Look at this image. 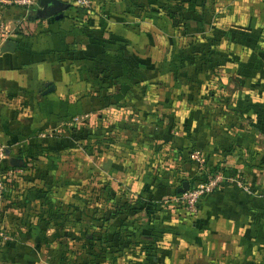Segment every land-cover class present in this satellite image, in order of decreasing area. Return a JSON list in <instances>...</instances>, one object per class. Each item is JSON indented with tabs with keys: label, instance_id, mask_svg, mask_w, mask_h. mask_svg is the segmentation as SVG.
Listing matches in <instances>:
<instances>
[{
	"label": "crops",
	"instance_id": "crops-1",
	"mask_svg": "<svg viewBox=\"0 0 264 264\" xmlns=\"http://www.w3.org/2000/svg\"><path fill=\"white\" fill-rule=\"evenodd\" d=\"M60 1L45 17L39 0L9 5L5 18L17 45L0 52V162L17 200L53 201L16 203V219L41 213L46 240L18 230L11 247L30 264L53 249L110 264H264V0ZM193 151L243 185L223 182L186 218L171 199L196 171ZM115 208L126 220L104 217Z\"/></svg>",
	"mask_w": 264,
	"mask_h": 264
},
{
	"label": "rangeland",
	"instance_id": "rangeland-1",
	"mask_svg": "<svg viewBox=\"0 0 264 264\" xmlns=\"http://www.w3.org/2000/svg\"><path fill=\"white\" fill-rule=\"evenodd\" d=\"M13 6V5H19V4H15V3H8V2H2L0 0V48L2 46V43L4 42V39L6 38L8 32H6V22H5V18L8 17L7 14H9V12L7 13V10L10 11L8 8V6ZM22 6V5H19ZM15 8V7H12ZM11 13V12H10ZM211 88L215 91V93H222V89L223 87H219V85L213 84L211 85ZM219 91V92H218ZM226 92V91H225ZM1 110V108H0ZM10 111L9 109L6 110L5 113H0V119H2V116H4L3 114L6 115L5 118H7V114H9ZM4 118V120H6ZM7 123V121H5ZM1 123V121H0ZM5 124V123H4ZM6 149L4 146H2L1 142H0V149ZM3 156L6 157V153L3 150ZM195 175L198 173H201L203 171L202 167H199L198 164H196L195 166ZM10 180H6L5 183L8 188H10L9 191L3 192L2 194H0V232L1 233H6V234H10L11 229L13 230V233L11 235V240H3L0 236V264H11L12 263V255H13V264H16V254H18V256L20 257L21 260H23L22 262H19V264H30L31 262L29 261L27 263V257L25 256V254L23 255L22 253H16L15 247L12 248L11 247V243L9 242H13L12 239L14 238V236H17V231L20 230V235H26L25 233H27L28 228L30 227V225H34V223L39 224L43 219H42V215L40 212V214H36L33 217V220H31L32 217L29 216V214L27 213L26 208H22L20 209V211L18 210L19 213H24L25 216L23 218V216L17 218L19 220V218L21 219L20 225L18 223V221L14 222L16 219L12 216L13 214L11 212H15L14 210H16V203L18 201H21L22 204L25 206H27V203H32V200H28L27 201V197L24 194H21L20 197L21 199L17 200L18 196L17 194H15L13 192V184L14 181L12 178H9ZM37 185H41L38 184ZM34 198V197H33ZM35 200L33 201H39L42 205L49 206V203H53L52 201V197L51 195L48 196V193H45L44 191L41 190H37V194L35 196ZM40 204V205H41ZM41 205V206H42ZM20 207V206H17ZM58 205L56 206L57 209ZM44 210V208L42 209ZM21 214V215H22ZM12 218V219H11ZM16 219V220H17ZM29 226V227H28ZM70 231V230H68ZM63 230L62 234L66 235V232ZM18 233V234H19ZM70 233L74 234L75 232L73 230L70 231ZM90 231H86L85 234H89ZM68 237V236H67ZM20 239V236H19ZM8 241V242H7ZM7 242V243H6ZM77 243H79V240L76 241ZM75 242V243H76ZM81 242L83 244L87 243V239H83L81 240ZM80 243V244H82ZM26 244V242H25ZM62 247V246H60ZM12 248V251H11ZM71 251V252H70ZM53 254L56 253V251L53 249L52 250ZM79 252V250H67L64 254H60V256L56 257L55 254H50V256L46 257V259H44V262H46V264H110V261L108 262V258H103V257H95V258H90V255H88L87 253H82V256L78 255L77 253ZM84 252V251H83ZM15 256V257H14Z\"/></svg>",
	"mask_w": 264,
	"mask_h": 264
},
{
	"label": "built area",
	"instance_id": "built-area-1",
	"mask_svg": "<svg viewBox=\"0 0 264 264\" xmlns=\"http://www.w3.org/2000/svg\"><path fill=\"white\" fill-rule=\"evenodd\" d=\"M4 2V0H1ZM72 6L82 9L84 11L90 10L92 8V0H66ZM6 2V1H5ZM9 3H15L26 7L28 10L31 7L37 5L38 0H10ZM192 159L199 165V167L203 168L201 173L195 175V182L186 190L178 194H173L172 201L176 204L177 208H179V212L186 218H193L197 215L201 199L204 195L211 193L217 190L221 184L225 181H234L238 183L240 186L243 185L242 180L239 175H231L226 174L221 165L211 170L208 168L206 163V156L199 151L192 152ZM3 157V149H0V159ZM5 172V171H4ZM7 173V175H6ZM4 174L0 170V194L8 191V187L5 186L6 180H10L9 176L11 170H6ZM0 236L3 240H11V235L6 233H1Z\"/></svg>",
	"mask_w": 264,
	"mask_h": 264
},
{
	"label": "trees",
	"instance_id": "trees-1",
	"mask_svg": "<svg viewBox=\"0 0 264 264\" xmlns=\"http://www.w3.org/2000/svg\"><path fill=\"white\" fill-rule=\"evenodd\" d=\"M12 7H15V6H12ZM171 67L172 68H177V64H176V62H175V60H174V58H172V61H171ZM69 144L67 143V144H65V145H63L62 147H61V145H59V144H56V146L54 147V148H50L49 150L51 151H54L53 153H57L58 152V150H60V148H65L66 146H68ZM23 151V150H22ZM26 151V150H25ZM56 160H58V159H56ZM206 163H207V166H208V168H210L211 170H214L215 168H217V167H219V165H211V164H209L208 163V158L206 157ZM5 165H6V163H5V161H1L0 162V170L2 171V172H4V171H6V168H5ZM223 168V167H222ZM223 170H224V172L226 173V174H231V173H228V172H226V169H224L223 168ZM197 175V174H196ZM188 181H189V183H190V186L191 185H193L194 184V182H195V180H196V178H195V173L193 174V175H191V177L189 178V179H187ZM181 186V182H179V184H178V187H180ZM7 189H9L10 190V188H7ZM8 190V191H9ZM174 194H178V192H174ZM118 209H112V211H110L109 212V214H108V212H106V215L104 214V217L105 218H107L108 216L107 215H115V216H117V217H119V218H121L122 220H126V217H125V215H124V212H121V211H117ZM46 229H47V226L45 225V224H36V225H34V226H32V227H29L28 228V231H29V234L33 237L34 235H36L37 234V236H35L38 240H46L45 238H46ZM48 239H50V240H53L54 239V236L53 235H50V236H48L47 237ZM8 242V241H7ZM6 242V243H7ZM43 242V241H42ZM9 243H11L12 244V242H9ZM10 244V245H11Z\"/></svg>",
	"mask_w": 264,
	"mask_h": 264
},
{
	"label": "water",
	"instance_id": "water-1",
	"mask_svg": "<svg viewBox=\"0 0 264 264\" xmlns=\"http://www.w3.org/2000/svg\"><path fill=\"white\" fill-rule=\"evenodd\" d=\"M42 9L40 10V17L49 16L55 14L61 10H64L68 7V4L60 0H39ZM16 42L5 40L4 44L0 48V52H11L16 47ZM189 187V182L184 181L182 185L177 189V192L180 193L183 190H186Z\"/></svg>",
	"mask_w": 264,
	"mask_h": 264
}]
</instances>
